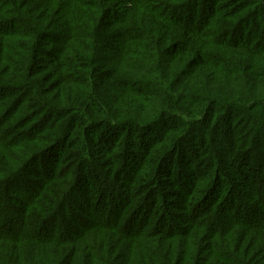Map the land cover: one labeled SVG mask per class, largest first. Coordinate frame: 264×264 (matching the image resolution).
I'll use <instances>...</instances> for the list:
<instances>
[{
	"label": "trees",
	"instance_id": "16d2710c",
	"mask_svg": "<svg viewBox=\"0 0 264 264\" xmlns=\"http://www.w3.org/2000/svg\"><path fill=\"white\" fill-rule=\"evenodd\" d=\"M0 264H264V0H0Z\"/></svg>",
	"mask_w": 264,
	"mask_h": 264
}]
</instances>
